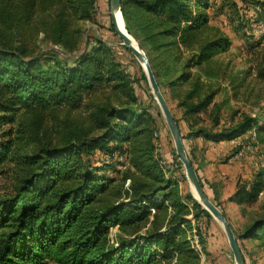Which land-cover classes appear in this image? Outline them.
<instances>
[{
  "label": "trees",
  "instance_id": "16d2710c",
  "mask_svg": "<svg viewBox=\"0 0 264 264\" xmlns=\"http://www.w3.org/2000/svg\"><path fill=\"white\" fill-rule=\"evenodd\" d=\"M245 1L264 22L263 1ZM210 7V0L120 4L127 31L181 112L179 128L185 120L188 135L215 141L254 130L264 157V107L256 115L233 109L223 121L222 84L228 80L224 88L237 99L249 71L231 75L218 59L231 40L211 24ZM96 9L97 0H0V173L14 175L0 193V264H216L201 221L213 216L181 192L156 152L163 115L153 113L158 103L143 68L133 78L97 36L83 46V23ZM237 10L235 0H223L219 14ZM29 30L56 49L35 52L21 40ZM142 80L144 95L136 88ZM173 156L183 170L175 148ZM263 188L264 165L231 200L250 205ZM230 225L245 261L243 240L264 250V203L242 230Z\"/></svg>",
  "mask_w": 264,
  "mask_h": 264
},
{
  "label": "rangeland",
  "instance_id": "374dc122",
  "mask_svg": "<svg viewBox=\"0 0 264 264\" xmlns=\"http://www.w3.org/2000/svg\"><path fill=\"white\" fill-rule=\"evenodd\" d=\"M261 1L264 3V0ZM222 2L223 0H210L211 7L207 10L210 15L211 24L220 27L231 40L228 50L222 52L218 56V59L224 65H228V72L231 75L237 74L240 76L243 71H249L245 76L244 85L240 88L237 99L232 96L233 92L229 85L228 92L221 90V93H219L216 98L218 100L225 99L228 101V104L224 107L222 112L223 121H226L229 119L233 109H239L244 113L256 115L261 107H264V78L258 76V72L264 69V30L261 26L264 25V22L259 21L255 9L249 1L235 0L238 12L234 13L231 17L225 15V13L219 14ZM96 10L95 20L83 23L86 31L83 46L86 45L88 38L92 42L96 39V36L99 37L108 45L114 47L118 59L121 60L131 76L133 78H140L142 72L141 64L134 57L132 52L122 45V40L111 29L110 0H97ZM241 21H243L242 25L240 24ZM22 39L38 53L56 49L45 39L43 32L36 33L34 30H29V32H25L21 36V40ZM140 81L139 84H136V88L139 94L144 95L145 91L143 89L148 90L149 88L145 81L142 80V83H140ZM225 84H228V80L225 81ZM230 102H232V104H230ZM169 106L174 115L179 118L180 112L176 109L174 102H170ZM153 113L155 115L160 113L158 104H154ZM158 121L160 125L168 131L164 116H159ZM168 137L170 138V148L168 147L170 151L166 152L163 143L162 154L169 152L168 154L173 155V138L171 134H169ZM246 156L252 159L257 170L262 169L264 157L259 150L255 153H248ZM13 184L14 175L11 172L7 171L0 173V193L9 191ZM191 190L193 191L192 187ZM262 203H264V188L261 195L258 196L257 201L250 205L244 204L241 210L235 211L234 214L230 213L229 218L232 226L237 231L242 230L251 221L257 211H260ZM201 221L207 224L206 228L204 226L203 229L204 239L209 253L207 259L216 264H236L228 241H226V236L221 232L218 225L216 224L217 226L215 227V222L213 220L207 223L206 218H203ZM115 231L116 229L113 230V232ZM242 243L247 264H264V250L258 245L257 241L243 240ZM202 255L203 258H205L204 253ZM49 264L55 263L50 262Z\"/></svg>",
  "mask_w": 264,
  "mask_h": 264
},
{
  "label": "crops",
  "instance_id": "0c3cea01",
  "mask_svg": "<svg viewBox=\"0 0 264 264\" xmlns=\"http://www.w3.org/2000/svg\"><path fill=\"white\" fill-rule=\"evenodd\" d=\"M225 85V83L222 84V91L224 90V92H228V88L226 90L224 88ZM227 104L228 101L225 102V106ZM230 104H232V102H230ZM158 129L161 139L163 140L162 143L165 145L166 152L170 151V138L168 137L169 132L162 125H159ZM180 130L182 137L185 136V138H183V143L187 154L204 185L205 193L214 203L218 205L223 213H225L226 218L231 223L229 218L230 213L234 214L235 211L241 210L243 206V204H239L236 201L231 200V197L235 195L238 184H246L253 179L257 170L256 165L252 159L247 156L236 161L231 159V156L235 152L237 143L241 140L240 137L231 140L223 139L215 141L210 137H205L204 135H188L190 129L188 128V124L185 120L180 121ZM168 153L162 154V157L164 161L169 164L172 162L174 165L173 170L169 174L175 175V179L178 180L183 194L188 192L192 194V186L189 179L183 175V170L179 168L174 156ZM214 222L215 227L218 225L221 232L225 234L220 223L215 219Z\"/></svg>",
  "mask_w": 264,
  "mask_h": 264
},
{
  "label": "water",
  "instance_id": "95a60500",
  "mask_svg": "<svg viewBox=\"0 0 264 264\" xmlns=\"http://www.w3.org/2000/svg\"><path fill=\"white\" fill-rule=\"evenodd\" d=\"M121 0H110V16L112 20V25L114 28V32L118 35V37L122 40V45L127 47L134 57L141 64L143 71L146 74L148 85L151 89L154 99L157 101L160 111L164 116L165 122L168 126L169 132L173 138L174 148L176 154L178 155L179 160L182 162V166L185 171L186 177L189 179L191 186L193 188L192 195L193 197L202 205V207L210 212L215 220H217L222 226L228 244L230 246V250L234 257L236 264H246L245 258L243 256V252L238 243L237 237L234 233L233 228L231 227L229 221L227 220L223 211L207 196L204 191V188L201 184L198 173L193 166L191 159L189 158L185 145L183 143L182 133L180 131L179 125L176 121L175 115L169 106V103L164 96L157 79L153 73L151 65L149 63L148 56L146 52L142 49L139 42L129 34L126 29L125 22L121 13L120 8ZM117 11L120 13L123 21V29L119 25L116 20ZM196 194V195H195Z\"/></svg>",
  "mask_w": 264,
  "mask_h": 264
},
{
  "label": "built area",
  "instance_id": "2783aa9c",
  "mask_svg": "<svg viewBox=\"0 0 264 264\" xmlns=\"http://www.w3.org/2000/svg\"><path fill=\"white\" fill-rule=\"evenodd\" d=\"M261 26L263 27V30H264V25H261ZM154 136H155L156 152L161 155L162 151H163V143L160 139L159 131H155ZM240 138H241V140L237 143L236 150L233 153V155L231 156V159L234 161L242 159L248 153H255L259 150V146L256 144V134H255L254 130L245 133ZM120 160L122 161L123 157H120ZM161 163L164 165L165 169L171 170L174 168V165L172 162L169 164L166 161H164V159H163L161 161ZM125 167H126V165H124L122 168H125ZM170 175L173 178H175V175H173V174H170ZM261 193H260V195H261ZM195 244H196L197 248L201 251V246H200L197 239L195 240Z\"/></svg>",
  "mask_w": 264,
  "mask_h": 264
},
{
  "label": "bare ground",
  "instance_id": "6f19581e",
  "mask_svg": "<svg viewBox=\"0 0 264 264\" xmlns=\"http://www.w3.org/2000/svg\"><path fill=\"white\" fill-rule=\"evenodd\" d=\"M116 20L118 21V23H119V25L121 26V28L123 29L124 27H123V21H122V17H121V15H120V13L117 11V13H116ZM195 193V192H194ZM196 195V194H195Z\"/></svg>",
  "mask_w": 264,
  "mask_h": 264
}]
</instances>
